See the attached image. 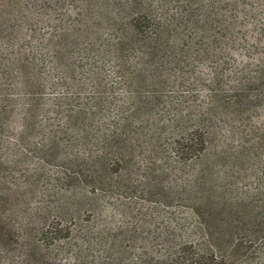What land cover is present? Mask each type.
Wrapping results in <instances>:
<instances>
[{"label":"trees","instance_id":"16d2710c","mask_svg":"<svg viewBox=\"0 0 264 264\" xmlns=\"http://www.w3.org/2000/svg\"><path fill=\"white\" fill-rule=\"evenodd\" d=\"M257 24L254 0H0V158L57 168V264H264V177L238 185L264 143L224 177L217 143L264 108Z\"/></svg>","mask_w":264,"mask_h":264},{"label":"rangeland","instance_id":"374dc122","mask_svg":"<svg viewBox=\"0 0 264 264\" xmlns=\"http://www.w3.org/2000/svg\"><path fill=\"white\" fill-rule=\"evenodd\" d=\"M254 12L258 15L260 23L257 24L258 29H264V0H254ZM263 130L264 108H259L249 117L237 115L231 109L228 117L223 115L220 118L217 143L219 152L225 159L218 167L221 177L230 174L228 169L239 170L235 151L242 143L248 144V147L253 145L254 141L261 140L264 143ZM39 131L40 123L35 126L34 143L38 140ZM0 135L4 143H13L15 139L11 130H6ZM12 154L13 151L0 158V197L3 191L11 196V191L17 188L22 192L24 188L31 189V194L20 195V198L12 196L7 206L0 205V229L3 227V234L0 233V264H24L25 255L35 247L44 251L46 264H57L58 245H53V239L46 236V231H50L57 223L54 210V177L57 168L49 164L44 166L32 146L18 159V163L14 162ZM249 156L250 162L245 163L242 168L243 173L247 171L246 177L240 179L238 185L252 187L257 175L264 177V147L258 154L251 153ZM140 175V172H135L131 178L136 181Z\"/></svg>","mask_w":264,"mask_h":264}]
</instances>
